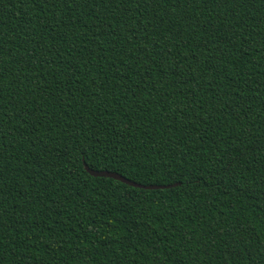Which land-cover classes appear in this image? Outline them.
<instances>
[{"label":"trees","instance_id":"1","mask_svg":"<svg viewBox=\"0 0 264 264\" xmlns=\"http://www.w3.org/2000/svg\"><path fill=\"white\" fill-rule=\"evenodd\" d=\"M0 264H264V0H0Z\"/></svg>","mask_w":264,"mask_h":264},{"label":"water","instance_id":"2","mask_svg":"<svg viewBox=\"0 0 264 264\" xmlns=\"http://www.w3.org/2000/svg\"><path fill=\"white\" fill-rule=\"evenodd\" d=\"M84 169L89 173V175L93 177H103V178H111L113 180L119 181L121 183L127 184L132 187L144 189V190H155V189H164V188H169V186H143L137 183H134L121 175L114 173V172H109V171H94L87 167L84 164Z\"/></svg>","mask_w":264,"mask_h":264}]
</instances>
